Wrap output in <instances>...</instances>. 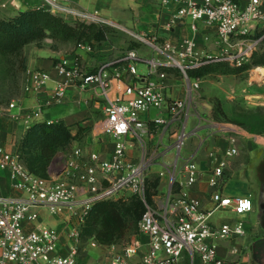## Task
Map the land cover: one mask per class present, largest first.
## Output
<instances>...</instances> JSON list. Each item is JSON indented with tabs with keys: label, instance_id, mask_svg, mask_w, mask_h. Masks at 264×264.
Returning <instances> with one entry per match:
<instances>
[{
	"label": "built area",
	"instance_id": "obj_1",
	"mask_svg": "<svg viewBox=\"0 0 264 264\" xmlns=\"http://www.w3.org/2000/svg\"><path fill=\"white\" fill-rule=\"evenodd\" d=\"M44 1L55 6L58 12L75 13L68 7L71 0H63L64 4H59L60 0ZM263 1L249 0L242 6L236 0H181L172 23L189 18L193 31L198 29L199 23L215 26L220 52L200 57L197 45L191 39L174 44L139 37L159 57H144L135 49L126 52L118 61L128 63L133 76L121 86H114L106 73L110 63L100 66L93 73H87L78 57L58 62L55 69L63 80L54 88L52 98L37 112L43 107L62 103L67 89L72 85L86 89L96 84L104 101L102 130L114 139V150L109 158L92 152L84 159L82 150L78 148L59 169L53 170L51 165L50 177L45 179L31 173L18 152L8 153L0 143V171L8 170L12 187L25 194L5 195L0 190V264H87L80 260L83 243L81 231L93 204L116 198L125 191L141 196L144 194L150 158L144 156L138 162L127 158L128 149L134 141L142 138L146 127L142 116L153 109L158 110L159 115L152 121L157 126H166L173 122L183 124L189 115L188 98H169L163 83L167 77L165 70H179L183 78L190 81L192 90L199 87V82H192L188 75L192 69L219 62L234 67L248 63L264 38V32L260 37L252 34L254 29L264 23ZM75 15L86 22L113 25L100 18L97 12ZM79 47L93 52L91 44H79ZM139 63L147 66L146 76L139 73ZM153 75L160 80L146 79ZM50 79L49 71L34 70L24 89L39 91ZM16 107L17 102L12 101L8 112ZM9 116L18 118L13 113ZM185 138L184 127L179 140L173 145L178 155L171 180L175 182L176 171L180 168L185 176L183 183L191 186L198 181L201 172L194 158H183L181 155ZM231 141L235 142L233 138ZM237 154L238 150L234 146L221 156L215 151L209 153L211 186L220 184L228 159ZM213 199L216 206L211 212H203L201 202L187 194L179 198L168 195L163 204L147 205L139 223V233L147 237L146 248L143 249L140 241H135L118 252H111L109 260L101 264H183L186 255L189 264H195L196 258L202 264H232L219 257L218 246L211 240L244 236V223L238 220L234 224L213 226L210 216L219 209H230L242 216L253 210V202L249 197H222L219 191L214 193ZM41 207L47 208L52 215L69 211L67 254L60 253V234L41 222ZM89 246L95 248L102 245L91 239Z\"/></svg>",
	"mask_w": 264,
	"mask_h": 264
},
{
	"label": "crops",
	"instance_id": "obj_2",
	"mask_svg": "<svg viewBox=\"0 0 264 264\" xmlns=\"http://www.w3.org/2000/svg\"><path fill=\"white\" fill-rule=\"evenodd\" d=\"M236 1L245 6L249 0ZM59 4H64V1L60 0ZM180 6L181 0H168L167 3L164 0H71L68 7L75 13L92 15L97 12L105 22L113 24L111 26L115 32L111 30L107 39L102 42L67 41L57 49L51 47L52 39H46L43 46L33 45L26 51L28 69L22 78L20 92L10 101L0 104V143L6 151L17 152V146L28 125L63 121L72 127L73 134L76 135L66 151L67 157L73 156L74 151L80 148L84 159L92 152L109 158L115 143L112 136L102 130L105 118L104 101L98 85L91 84L86 89L72 85L67 89L62 103L43 107L37 112L38 108L52 98L54 88L63 80L57 74L55 65L62 59L78 57L84 70L93 73L100 66L110 63L106 73L114 86H121L133 76L128 63L118 61L126 52L135 49L140 55L141 52L146 53L144 57L158 56L139 37L158 42L170 41L174 44L191 39L195 41L200 57L218 54L221 46L215 26L199 23L198 29L193 31L189 18L172 23L173 15ZM38 7L61 15L68 22L83 21L75 13L58 12L55 6L44 0H0V18L13 17L20 11ZM263 32L264 23L254 29L252 34L259 36ZM84 43H91L93 52L79 47V44ZM135 43L143 46H136ZM259 49L264 52V42ZM37 69L49 71L50 81L39 91H25L24 86L30 82L32 72ZM137 69L144 76L148 73V68L143 63L137 64ZM258 70L260 71L259 66H254L240 74H208L192 78V82H199V87L191 90L189 83L177 69H166L167 77L163 80L166 92L170 99L188 98L189 115L183 124L173 122L166 126H157L152 120L159 115L158 110L153 109L144 114L142 117L146 127L142 138L134 141L127 151V158L132 162H138L148 151L150 158L157 159L148 170V179H151V174L159 179L156 203H160L163 196L166 200L168 195L179 198L182 194H187L201 202L203 212H211L216 206L213 199L216 191L222 197L251 198L253 210L245 215L238 216L230 209H219L210 216L213 226L234 224L238 220L244 223V236L211 240L218 246L219 257L232 264H264V77L260 76ZM146 79L160 80L154 75L147 76ZM12 101L17 102V107L8 112ZM247 110L257 114L254 118L258 125L253 122L248 125L240 119ZM10 113L17 114L18 118H11ZM184 127L186 138L181 155L183 158H194L201 172L198 181L191 186L183 183L185 176L180 168L176 171L175 182L172 183L171 180L178 155L173 145L179 140ZM232 138L235 142L231 141ZM232 146L237 148L238 154L228 159V166L220 184L211 186L209 153L215 151L221 156ZM0 190L5 195L25 196L22 191L12 187L8 170L0 171ZM39 213L41 222L60 234V253L67 254L69 211L52 215L47 208L41 207ZM130 235L127 244L140 241L143 249L146 248L145 235ZM106 247L111 250L117 245ZM189 261L186 255L183 264H189ZM195 264L202 263L196 258Z\"/></svg>",
	"mask_w": 264,
	"mask_h": 264
},
{
	"label": "trees",
	"instance_id": "obj_3",
	"mask_svg": "<svg viewBox=\"0 0 264 264\" xmlns=\"http://www.w3.org/2000/svg\"><path fill=\"white\" fill-rule=\"evenodd\" d=\"M110 32L111 29L105 26L87 24L83 21L68 22L63 16L43 7L20 11L6 19L0 18L2 38L0 54H9L11 57L6 61L8 66L4 79L19 86L28 69V57L24 54V48L30 43L38 41L36 45L41 47L45 43L44 40L52 39L51 47L57 49L60 44L67 41L102 42L107 39ZM263 65L264 56H259L258 52H255L251 61L240 67H232L226 62L212 63L192 69L188 75L190 78H200L208 74H240L254 66ZM219 111L224 115L221 110ZM75 139L72 127L63 121L38 122L27 129L17 146V152L31 173L48 179L56 153L66 152ZM158 188V178L154 180L147 178L143 196L131 194L93 204L82 227V240L93 239L102 246H110L124 240L128 233H139V223L147 210V205H156Z\"/></svg>",
	"mask_w": 264,
	"mask_h": 264
},
{
	"label": "rangeland",
	"instance_id": "obj_4",
	"mask_svg": "<svg viewBox=\"0 0 264 264\" xmlns=\"http://www.w3.org/2000/svg\"><path fill=\"white\" fill-rule=\"evenodd\" d=\"M87 24H94L96 26H105V27L113 30V32H115L114 27H112L109 24H102V23H96V22H90V23H87ZM0 41H2L1 36H0ZM37 42H33V43H30V44L26 45L25 48H24V54H26V51L29 48H32L33 45H36ZM44 42H45V40H44ZM135 44H136V46H139V47L143 46V45L138 44V43H135ZM145 54L146 53L141 52V55L145 56ZM258 54H259V56H261V55L264 56V52H262L261 49L258 50ZM10 58L11 57H10L9 54H0V104L4 103L6 101L7 102L10 101V99H12L15 95H17L20 92L21 83H19V86L17 87L11 81L4 79L5 78V69L8 66V63L6 61H8ZM12 59L15 60V58H12ZM263 67H264V65L263 66H259L260 71L258 70L257 72L260 74V76L264 77V74H263V72L261 70ZM140 69H141V67H140ZM178 73L181 74L180 71ZM18 79H19L18 81L20 82V78H18ZM247 111L248 112L245 113L240 119L245 121L248 125H251L252 122L255 125H258V123H256L257 122L256 119L254 118V116H256L257 114L256 113H251V112H249V110H247ZM262 113L264 114V112H262ZM182 152H184V148H183ZM145 157L147 159L150 158V151H148V154H146ZM66 158H67L66 152L59 151L58 153H56V155L54 157V160L52 162V169L53 170H56L57 168L59 169L63 165V163L66 160ZM156 161H157V159L150 158L149 167L152 164L156 163ZM173 170H174V168H173ZM148 173L149 172H147V176H148ZM150 176H151V179H153V180L155 179V174H151ZM129 195H131V193L128 192V191H125L120 196H118L116 198L126 197V196H129ZM164 201H165V196H163V198H162L160 203L163 204ZM130 234L131 233H128L126 235L125 239L122 240L121 242L117 243L116 244L117 247L114 248V249H111V250L109 249V247H106V246H99V247H95V248L90 247L88 239L83 238L84 241L82 243L81 250H80V260L81 261H85L87 264H101L103 262H107L109 260L111 252H114V251L118 252L124 246L127 245L128 241L130 240V236H131Z\"/></svg>",
	"mask_w": 264,
	"mask_h": 264
},
{
	"label": "water",
	"instance_id": "obj_5",
	"mask_svg": "<svg viewBox=\"0 0 264 264\" xmlns=\"http://www.w3.org/2000/svg\"><path fill=\"white\" fill-rule=\"evenodd\" d=\"M261 70H262V72L264 73V67H263ZM188 83H189V85L191 84L190 81H189Z\"/></svg>",
	"mask_w": 264,
	"mask_h": 264
},
{
	"label": "snow or ice",
	"instance_id": "obj_6",
	"mask_svg": "<svg viewBox=\"0 0 264 264\" xmlns=\"http://www.w3.org/2000/svg\"><path fill=\"white\" fill-rule=\"evenodd\" d=\"M245 206H247V205H245Z\"/></svg>",
	"mask_w": 264,
	"mask_h": 264
},
{
	"label": "bare ground",
	"instance_id": "obj_7",
	"mask_svg": "<svg viewBox=\"0 0 264 264\" xmlns=\"http://www.w3.org/2000/svg\"><path fill=\"white\" fill-rule=\"evenodd\" d=\"M264 74V73H263Z\"/></svg>",
	"mask_w": 264,
	"mask_h": 264
}]
</instances>
